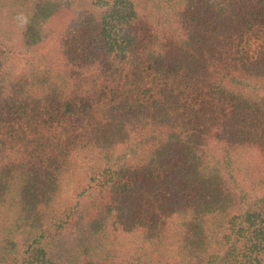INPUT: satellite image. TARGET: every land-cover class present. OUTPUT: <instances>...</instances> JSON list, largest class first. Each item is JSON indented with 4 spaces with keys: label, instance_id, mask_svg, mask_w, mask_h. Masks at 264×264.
Wrapping results in <instances>:
<instances>
[{
    "label": "trees",
    "instance_id": "1",
    "mask_svg": "<svg viewBox=\"0 0 264 264\" xmlns=\"http://www.w3.org/2000/svg\"><path fill=\"white\" fill-rule=\"evenodd\" d=\"M9 1L24 18L16 46L0 34V264H51L69 235L71 264H118L115 234L165 264H264V0ZM78 158L86 234L81 203H61Z\"/></svg>",
    "mask_w": 264,
    "mask_h": 264
},
{
    "label": "rangeland",
    "instance_id": "2",
    "mask_svg": "<svg viewBox=\"0 0 264 264\" xmlns=\"http://www.w3.org/2000/svg\"><path fill=\"white\" fill-rule=\"evenodd\" d=\"M11 8L18 11L17 14L11 13ZM24 12L18 7H13L9 0H0V34L1 36L11 42V45L16 46L18 42V31L23 23ZM66 22H59L60 28ZM28 55H25L26 58ZM29 57V56H28ZM25 64L23 61L18 64L15 63V70L23 69ZM91 158V157H90ZM89 158V159H90ZM90 161L86 159L78 158L76 164L70 169L68 175H65L62 181V204L79 202L83 208L82 212H78L77 221L80 222L78 229L81 227V222L83 223L86 219L85 208L90 205L89 200L96 190L87 191L84 195L78 196L82 188L88 184L90 177ZM81 215V216H80ZM83 226V225H82ZM81 234L85 233V228L81 227ZM75 235H69L60 244L49 249L47 253V259L50 260L51 264H71L74 262V253L76 249V242L79 237H74ZM175 245L177 242L172 241ZM101 248L103 252L108 254L110 258L118 263L125 264V259L130 260L134 257L142 255V259L139 264H165L166 256L161 260L160 253H156L147 244H143L140 239L136 236H125L124 234H115L104 236V245ZM107 255V256H108Z\"/></svg>",
    "mask_w": 264,
    "mask_h": 264
}]
</instances>
